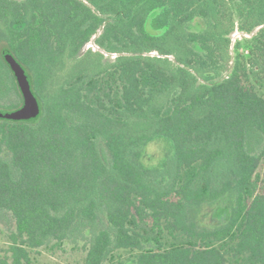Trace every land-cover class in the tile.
<instances>
[{
  "label": "trees",
  "instance_id": "trees-1",
  "mask_svg": "<svg viewBox=\"0 0 264 264\" xmlns=\"http://www.w3.org/2000/svg\"><path fill=\"white\" fill-rule=\"evenodd\" d=\"M261 25L264 0H0V106L23 102L6 52L42 106L34 120L0 119L13 264L87 231L84 264H126L121 249L135 264H264ZM236 29L251 36L231 54ZM94 36L100 50L83 51ZM13 92L21 101L3 103ZM157 138L173 154L146 166L142 148ZM232 188L227 223L190 219Z\"/></svg>",
  "mask_w": 264,
  "mask_h": 264
},
{
  "label": "rangeland",
  "instance_id": "rangeland-1",
  "mask_svg": "<svg viewBox=\"0 0 264 264\" xmlns=\"http://www.w3.org/2000/svg\"><path fill=\"white\" fill-rule=\"evenodd\" d=\"M198 26H196V24ZM194 29H201L203 27V22L201 19H196L192 23ZM257 31V29H256ZM250 34L243 33L236 29L231 34L232 45H231V54H233V46L237 39H241ZM92 48L93 50H100L96 46L93 40L88 42L83 51ZM105 59L113 60L116 54H110L104 52ZM151 55L158 54L157 52H151ZM231 63V62H230ZM19 88V87H18ZM20 91V90H19ZM23 100V99H22ZM21 101V97L13 92L9 98L3 100V103L11 104L12 102ZM2 110H14L12 106L2 105L0 106ZM142 157L141 161L146 166H153L159 164L165 158H170L173 154L172 143L166 138H157L148 142L142 148ZM259 172L261 177L264 179V165L259 167ZM229 172L218 173L216 177V182L213 186V189L221 188L222 183L225 180H228ZM263 188L264 182L260 184ZM214 191V190H213ZM215 194V191L212 195ZM236 191L232 188L222 197L219 196L212 199H206L198 205H194L189 210V217L193 219L200 227L214 228L222 224L227 223L232 216V209L236 203ZM103 227H108V223L104 216H102ZM16 232V223L13 214L7 210L0 211V260H6L7 264H13L12 255L9 252V246L12 241V234ZM91 240V234L87 231L84 236L75 239H67L62 244H58L55 240L48 243L47 245L41 246L39 248L31 251V264H84L85 256L87 254V249ZM116 253L126 261V264H135L129 261L131 252L129 250L121 249L116 251ZM23 264H28L23 262Z\"/></svg>",
  "mask_w": 264,
  "mask_h": 264
},
{
  "label": "water",
  "instance_id": "water-1",
  "mask_svg": "<svg viewBox=\"0 0 264 264\" xmlns=\"http://www.w3.org/2000/svg\"><path fill=\"white\" fill-rule=\"evenodd\" d=\"M263 26L264 25L259 26L257 30ZM249 36H251V34ZM95 37L96 36L92 39L93 41ZM4 59L17 81L23 102L19 108L14 110L0 109V119L14 121H30L37 119L42 113V106L36 92L34 91L30 74L12 53H4Z\"/></svg>",
  "mask_w": 264,
  "mask_h": 264
}]
</instances>
